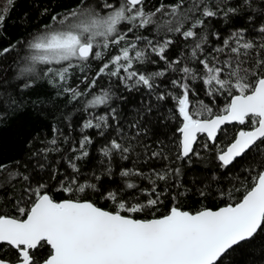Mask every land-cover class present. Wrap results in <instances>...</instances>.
Returning a JSON list of instances; mask_svg holds the SVG:
<instances>
[{
  "label": "trees",
  "instance_id": "obj_1",
  "mask_svg": "<svg viewBox=\"0 0 264 264\" xmlns=\"http://www.w3.org/2000/svg\"><path fill=\"white\" fill-rule=\"evenodd\" d=\"M87 2L96 7L103 0ZM178 2L145 0L144 7L146 12H154L163 4L167 12L168 5ZM225 2L229 7H237L236 14L227 19L222 16L206 19L204 27L196 29V40H185L179 33L167 32L164 27L157 30L169 19L164 13H158L154 17L155 23L147 28L133 29L127 33L128 42L136 43L141 49L145 48L147 41H152L154 45L164 39L173 41L165 52L167 61L173 62L171 68L150 49L148 60L134 65L137 71L145 75L161 71L165 73L154 78L155 86L149 90L143 86L125 87L120 78L107 75L100 76L95 87H90L99 69L117 54L124 41L121 45L102 50V60L90 59L83 68H71L67 83L59 87L53 86L47 78H18L20 69L28 63L26 57L32 54L27 43L45 30L46 25H53V16L69 13L80 4V0H15L4 28L0 30V50L15 45L11 52L0 56V165L6 166L0 171V215L18 217L17 207L31 204L27 190H34L38 185H45V191L57 201L89 200L107 211H114L116 205L105 198L107 193L115 192L118 200L129 205L144 203L155 180L156 192L162 193V203L155 209L133 214L136 219L166 215L173 206L195 213L203 209L217 210L233 201L239 202L245 190L251 186L253 177L261 170L264 146L259 151L250 150L251 155L246 153L227 168L220 165L216 156L218 149L226 147L240 130H248V125L225 127L219 132L215 144L200 136L194 149L198 156L177 158L181 154L179 128L182 127L177 98L181 96L182 89L172 82L188 84L190 111L201 113V119L209 118L208 108H211L213 115L221 114L230 99L226 94H208V87L203 82V66L199 60L191 57L194 45L202 36H206L203 50L198 51L200 59L207 58L216 66L231 60L235 66L234 54L228 49L223 52L216 49L223 48V41L236 30L244 29V38L257 46L264 43V33L259 32V28L264 26V0H252L250 7L244 4V0ZM3 3L4 0H0V5ZM192 3L193 0H184L181 12H187ZM203 3L215 10V5L221 4L222 0H203ZM107 11L110 10L106 9L101 14ZM187 14L189 18L184 21L182 31L188 30L194 20L203 18L200 11ZM119 28L123 32L126 25L121 24ZM136 36L141 39L137 41ZM253 51L264 56V50L258 47ZM259 56L250 54L241 57L244 60L242 67L248 68ZM177 60L179 64L174 63ZM184 66L193 69L195 79L191 76L185 79V74L180 71ZM45 67L37 65L38 71ZM228 71L225 69V74ZM28 80H35V83L25 88L23 85ZM65 87L86 95L73 100L62 91ZM105 91L111 97L107 103L97 107L87 106L94 96ZM161 95L164 99H158ZM101 117H107V126L83 127L88 120L98 123ZM85 137L91 140L84 148L88 155L76 159L81 155L80 143ZM52 140L56 143H50ZM112 140L129 148V151L122 154L113 152L110 158L105 157L102 149L110 146ZM205 143L208 144L207 149ZM153 153L158 155L154 156ZM72 164L79 171H75ZM124 170L131 174L122 176ZM13 172L19 174L16 179L9 178ZM156 173L167 174V180H156ZM25 176L27 180L23 179ZM85 183H94L97 190L88 189L84 193L74 191L71 195L61 190L68 186L75 189ZM127 183H133L135 187L129 189ZM42 251L46 254L48 249ZM224 264H264V233H257L251 241L238 246Z\"/></svg>",
  "mask_w": 264,
  "mask_h": 264
},
{
  "label": "snow or ice",
  "instance_id": "obj_2",
  "mask_svg": "<svg viewBox=\"0 0 264 264\" xmlns=\"http://www.w3.org/2000/svg\"><path fill=\"white\" fill-rule=\"evenodd\" d=\"M183 4L184 0H179L168 5L167 12L163 4L154 12H146L145 0H103L96 7L87 0H80V4L69 13L53 16V25H46L45 30L27 43L32 54L26 57L28 63L20 69L18 78H47L49 83L59 87L67 83L71 68H83L90 59L102 60V50L121 45L124 41L117 54L99 69L90 87H95L100 76L107 75L120 78L128 88L143 86L152 90L154 78L165 73L161 71L145 75L137 71L134 65L148 60L150 49L171 68L173 62L167 61L165 52L173 41L164 39L156 45L147 41L145 48L141 49L136 43L128 42V32L147 28L155 23L154 17L158 13H164L169 19L159 25L157 30L164 27L167 32L179 33L185 40H196V29L203 28L206 19L217 16L227 19L237 12V7H229L225 0L215 5V10L204 4L203 0H193L187 12H181ZM244 4L250 7L252 0H244ZM14 5L15 0H4L0 5V30L4 28ZM106 9L110 11L101 14ZM195 11H200L203 18L194 20L188 30L182 31L184 21L189 18L187 13ZM121 24L126 25L123 32L119 28ZM244 32V29L236 30L223 41V48L216 49L220 52L228 49L234 54L235 66L231 60L216 66L207 58L200 59L198 51L203 50L206 36H202L191 51V57L199 60L203 66V82L208 87V94H226L230 97L221 114L213 115L211 108H208L209 118H199L201 113L190 111L188 84L172 82L182 89L181 96L177 98L179 116L182 117V127L179 128L182 134L181 154L178 159L199 155L193 150L198 134H206L207 140L215 144L221 125L228 123L248 125V130H240L226 147L218 149L216 159L222 167L232 165L245 153L251 155L250 149L255 152L264 146V56L253 51L257 47L264 50V43L257 46L251 40H246ZM259 32L264 33V26L259 28ZM135 39L139 41L141 37L136 36ZM14 47L0 50V56L11 52ZM250 54L259 58L254 59L248 68H243L244 60L240 58ZM174 63L179 64L180 61ZM37 65L46 67L38 71ZM55 65L63 66L57 68ZM225 69H229L226 74ZM180 71L185 74V79L189 76L196 78L193 69L187 66ZM129 81L132 83L129 84ZM34 83L35 80H28L23 86L28 88ZM62 91L73 100L86 95L68 87ZM110 98L108 92H102L94 96L87 106L103 105ZM158 99H164V96ZM112 113L114 117L115 109ZM101 125L107 126V117H101L95 124L88 120L83 127L99 128ZM50 143L55 144L56 141ZM90 143L88 137L81 141V155L76 159L88 155L84 148ZM204 147L207 149L208 144L205 143ZM128 151L129 148L115 140L102 149L107 158L113 152L122 154ZM71 166L79 171L75 164ZM4 167L0 165V171ZM176 171L178 173L179 170ZM130 174L128 170L121 172L124 177ZM18 175L13 172L9 178L16 179ZM167 178V174L156 173V180ZM23 179L28 178L25 176ZM155 182L152 181L153 188L146 194L144 203L129 205L118 200L115 192L107 193L105 198L116 205L114 211H107L89 200L57 201L45 191V185H38L34 190L28 189L26 195L31 204L18 206V217L0 215V264H224L238 246L251 241L257 233H264V162L239 202L233 201L218 210L203 209L195 213L173 206L166 215L160 217L133 218V214L155 209L162 203V193L156 192ZM126 186L129 189L135 187L133 183H127ZM88 189L97 190L94 183L78 185L75 189L72 186L62 187L61 190L71 195L74 191L84 193ZM45 248L48 249L46 254L42 251Z\"/></svg>",
  "mask_w": 264,
  "mask_h": 264
},
{
  "label": "water",
  "instance_id": "obj_3",
  "mask_svg": "<svg viewBox=\"0 0 264 264\" xmlns=\"http://www.w3.org/2000/svg\"><path fill=\"white\" fill-rule=\"evenodd\" d=\"M234 125H237V126H241V125H239L238 123H228V124H224V125H221V127H220V130L218 131V133H217V137H218V135H219V132L222 130V129H224L225 127H227V126H234ZM200 136H205L206 137V134H198L197 135V140H196V143L193 145V150L195 149V146H196V144H197V142H198V139H199V137ZM217 137H216V139H217ZM207 138V137H206ZM181 141H182V134H181ZM209 141V140H208ZM211 144H213L211 141H209ZM251 150V149H250ZM249 150V151H250ZM246 154V153H245ZM243 157V156H242ZM242 157H239V158H237V159H240V158H242ZM229 167V166H228ZM218 210V209H217Z\"/></svg>",
  "mask_w": 264,
  "mask_h": 264
}]
</instances>
